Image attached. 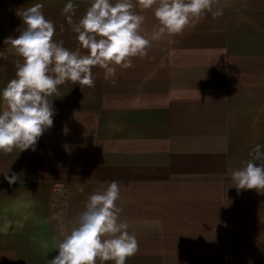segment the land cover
<instances>
[{"label":"crops","instance_id":"1","mask_svg":"<svg viewBox=\"0 0 264 264\" xmlns=\"http://www.w3.org/2000/svg\"><path fill=\"white\" fill-rule=\"evenodd\" d=\"M66 2L0 0V89L19 59L4 43L19 35L18 10L42 4L53 39L76 48ZM72 2L75 23L92 0ZM216 9L117 67L115 83L94 67L92 87L58 86L35 151L0 153V264H48L61 230L112 181L138 243L125 264H264V190L237 192L231 180L252 148L264 151V0ZM135 10L150 36L153 11Z\"/></svg>","mask_w":264,"mask_h":264},{"label":"clouds","instance_id":"2","mask_svg":"<svg viewBox=\"0 0 264 264\" xmlns=\"http://www.w3.org/2000/svg\"><path fill=\"white\" fill-rule=\"evenodd\" d=\"M214 0H92L84 15L73 22L75 5L67 0L61 14L76 34L77 46L68 49L55 41L54 25L42 14L36 3L18 10L22 21L19 35L7 37L4 43L19 57L15 76L0 89V153L14 149L35 151L39 137L53 125L52 100L58 86L67 82L88 87L94 85L93 68L103 70L104 79L115 83L117 67L132 66V58H143L152 42L164 36L182 33L201 17L213 11ZM153 5H156L153 8ZM135 9H151L156 20L150 36L141 32L144 15ZM257 144L249 152L244 166L231 174L233 186L240 190H264V151ZM9 184L15 174L5 176ZM118 182L88 197L84 210L74 219L70 230H61L57 254L48 264H125L138 250L134 233L120 219Z\"/></svg>","mask_w":264,"mask_h":264}]
</instances>
